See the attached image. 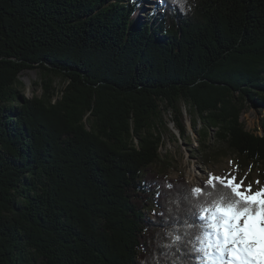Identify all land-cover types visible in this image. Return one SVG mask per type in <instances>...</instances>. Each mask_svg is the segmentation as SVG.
I'll return each instance as SVG.
<instances>
[{
    "label": "trees",
    "instance_id": "trees-1",
    "mask_svg": "<svg viewBox=\"0 0 264 264\" xmlns=\"http://www.w3.org/2000/svg\"><path fill=\"white\" fill-rule=\"evenodd\" d=\"M249 105L264 110V0H0V264H202L206 183L168 175L164 116L182 139L186 115L214 130L264 181Z\"/></svg>",
    "mask_w": 264,
    "mask_h": 264
},
{
    "label": "snow or ice",
    "instance_id": "snow-or-ice-1",
    "mask_svg": "<svg viewBox=\"0 0 264 264\" xmlns=\"http://www.w3.org/2000/svg\"><path fill=\"white\" fill-rule=\"evenodd\" d=\"M191 194L201 222L193 251L202 264H264V189L253 193L243 180L209 176Z\"/></svg>",
    "mask_w": 264,
    "mask_h": 264
},
{
    "label": "rangeland",
    "instance_id": "rangeland-1",
    "mask_svg": "<svg viewBox=\"0 0 264 264\" xmlns=\"http://www.w3.org/2000/svg\"><path fill=\"white\" fill-rule=\"evenodd\" d=\"M155 8H159L158 3L145 4L144 10L138 16L145 19ZM19 81L24 97L42 95L41 86L34 85L39 83L37 70L23 71L19 75ZM54 86L56 88L63 86L60 78H54ZM188 109L187 107L186 110ZM186 116L188 129L183 139L174 127L172 113L167 112L164 116L168 130L162 135L160 155L166 161V170L170 177L181 174L190 187H200L203 183H207L209 176L223 177L225 180L235 177L237 181L243 180L245 188L251 185L253 193L264 189V181L260 180L257 169L247 166L228 150L226 144L216 141L214 130L203 131L199 123L196 129H193L189 124L190 117ZM263 119L264 110L250 105L241 116L245 130L255 134H261ZM202 143L209 146V150L203 149Z\"/></svg>",
    "mask_w": 264,
    "mask_h": 264
},
{
    "label": "clouds",
    "instance_id": "clouds-1",
    "mask_svg": "<svg viewBox=\"0 0 264 264\" xmlns=\"http://www.w3.org/2000/svg\"><path fill=\"white\" fill-rule=\"evenodd\" d=\"M170 2L177 5L181 12L191 11L195 6V0H170ZM175 239H177V237Z\"/></svg>",
    "mask_w": 264,
    "mask_h": 264
},
{
    "label": "water",
    "instance_id": "water-1",
    "mask_svg": "<svg viewBox=\"0 0 264 264\" xmlns=\"http://www.w3.org/2000/svg\"><path fill=\"white\" fill-rule=\"evenodd\" d=\"M261 133H263V128L261 127Z\"/></svg>",
    "mask_w": 264,
    "mask_h": 264
}]
</instances>
